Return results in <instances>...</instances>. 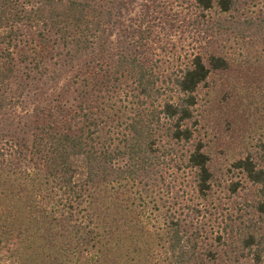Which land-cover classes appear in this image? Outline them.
<instances>
[{"label": "trees", "instance_id": "1", "mask_svg": "<svg viewBox=\"0 0 264 264\" xmlns=\"http://www.w3.org/2000/svg\"><path fill=\"white\" fill-rule=\"evenodd\" d=\"M184 1L168 28L192 47L176 65L165 57L175 47H152L164 13L156 0H0V264H125L124 242L145 234L158 236L163 264H201L184 219L197 205L161 207L156 190L169 194L191 174L197 198L209 193L210 157L194 140L198 91L229 68L210 37L260 29L251 17L239 23L245 0ZM258 146L234 167L256 186L261 221ZM161 208L145 228L147 210ZM241 236L242 255L264 264V230Z\"/></svg>", "mask_w": 264, "mask_h": 264}, {"label": "rangeland", "instance_id": "2", "mask_svg": "<svg viewBox=\"0 0 264 264\" xmlns=\"http://www.w3.org/2000/svg\"><path fill=\"white\" fill-rule=\"evenodd\" d=\"M156 3L164 7V13L158 14L160 17L153 24L157 37L152 47L159 54L162 53L160 46L172 45L175 48L165 57L170 56L172 63L179 65L186 61L183 57L192 47L191 38L181 30L168 28V24L174 19V13L185 8L187 3L184 0H156ZM138 11L139 3L135 2L125 18L134 16ZM238 17L239 23L251 17L253 25L260 29L259 33L239 25L234 33L229 30L211 36L210 41L229 63V68L218 76L210 75L208 82L198 91V123L194 140L202 141L210 157L211 189L205 197L197 198L192 176L185 174L178 176L172 185L173 192L162 195L156 190L161 207L165 198H171L167 203L176 199L177 203L197 205L199 212L185 209L184 219L197 238L196 251L202 259L201 264H251L239 249L241 235L253 229L264 230V220L257 218L253 207L256 186L234 167V161L247 153L261 154L258 144L264 142V0H245ZM177 55L181 58L175 60ZM5 117L6 113L0 114V120ZM160 210L164 208L152 212L147 210L150 220L145 228L153 230L157 226ZM142 217H139L140 220ZM129 228L130 224L123 226L124 231ZM137 244L135 247L133 241L124 242L123 246L129 250L131 257V261L125 264L165 262V254L155 234H145ZM149 245L154 247L151 254L146 251ZM94 251V248H89L86 253L91 255ZM207 252L213 253L214 258Z\"/></svg>", "mask_w": 264, "mask_h": 264}]
</instances>
